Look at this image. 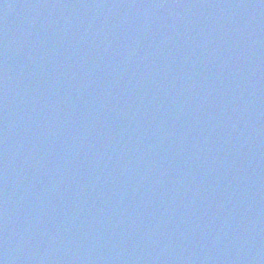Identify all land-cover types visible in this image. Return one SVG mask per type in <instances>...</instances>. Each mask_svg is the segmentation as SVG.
<instances>
[{"label":"water","instance_id":"obj_1","mask_svg":"<svg viewBox=\"0 0 264 264\" xmlns=\"http://www.w3.org/2000/svg\"><path fill=\"white\" fill-rule=\"evenodd\" d=\"M0 264H264V0H0Z\"/></svg>","mask_w":264,"mask_h":264}]
</instances>
